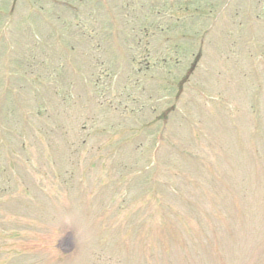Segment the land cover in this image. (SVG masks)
I'll list each match as a JSON object with an SVG mask.
<instances>
[{
    "label": "rangeland",
    "instance_id": "rangeland-1",
    "mask_svg": "<svg viewBox=\"0 0 264 264\" xmlns=\"http://www.w3.org/2000/svg\"><path fill=\"white\" fill-rule=\"evenodd\" d=\"M0 264H264V0H0Z\"/></svg>",
    "mask_w": 264,
    "mask_h": 264
}]
</instances>
